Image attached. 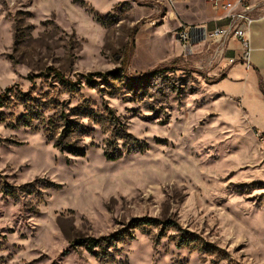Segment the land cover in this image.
Segmentation results:
<instances>
[{
    "label": "rangeland",
    "instance_id": "obj_1",
    "mask_svg": "<svg viewBox=\"0 0 264 264\" xmlns=\"http://www.w3.org/2000/svg\"><path fill=\"white\" fill-rule=\"evenodd\" d=\"M178 5L0 0V264H264V134Z\"/></svg>",
    "mask_w": 264,
    "mask_h": 264
},
{
    "label": "crops",
    "instance_id": "obj_2",
    "mask_svg": "<svg viewBox=\"0 0 264 264\" xmlns=\"http://www.w3.org/2000/svg\"><path fill=\"white\" fill-rule=\"evenodd\" d=\"M253 2L259 4V7L254 12L257 19L248 33L253 47L249 66L244 63H229V57H236L241 53V44L236 40L227 43L224 57L217 59L211 66L208 62L213 55L214 47L208 45L206 40L196 44L193 54L187 57L191 58L194 66L206 69L209 76L217 78L211 80V83L216 87L219 95L231 100L240 98L253 126L264 134V0ZM193 5L199 13L189 17L191 20H185L183 13ZM178 6V27L185 24L212 29L224 23L222 20L224 13L212 9L207 0H183Z\"/></svg>",
    "mask_w": 264,
    "mask_h": 264
},
{
    "label": "built area",
    "instance_id": "obj_3",
    "mask_svg": "<svg viewBox=\"0 0 264 264\" xmlns=\"http://www.w3.org/2000/svg\"><path fill=\"white\" fill-rule=\"evenodd\" d=\"M174 12L175 6L183 0H164ZM254 0H207L212 9L224 13L223 24H218L212 29L200 25L181 24L176 35L184 48V55L193 54L196 44L206 40L208 45L213 46V55L208 62L211 66L217 59L225 55L226 45L230 40H236L241 44V53L236 57H229V63L251 64L253 47L248 33L257 17L254 12L259 4H254Z\"/></svg>",
    "mask_w": 264,
    "mask_h": 264
},
{
    "label": "trees",
    "instance_id": "obj_4",
    "mask_svg": "<svg viewBox=\"0 0 264 264\" xmlns=\"http://www.w3.org/2000/svg\"><path fill=\"white\" fill-rule=\"evenodd\" d=\"M133 50H134V46L133 45H130L129 48L125 51V53H124V55H125V58H124V60H125L124 61L125 62V66L123 67V69H120L119 72L124 73L125 70L127 69V67L129 66L131 56L133 55ZM51 71H53V73H54L55 77L57 78V80L59 82H61V84H63L64 86H70V87H72L74 85V83L71 80H69L68 78H66L59 70H57L55 68H51ZM158 72H159V70H155L152 73L153 74H157ZM92 76H94V75L89 74L87 76L88 77L87 79L89 80V82H92V78H90ZM3 97H4V94L3 95L0 94V99L3 98ZM58 145L61 146V148H63V149H65V148L70 149V150L73 149V147H71L69 145H66L65 143H58ZM107 156H108L109 159L115 158L114 156H111V155H107ZM101 241H103V240H101ZM91 245H92L93 248H95V246H100L101 244H100V242L98 240L93 239L91 241L90 246Z\"/></svg>",
    "mask_w": 264,
    "mask_h": 264
}]
</instances>
